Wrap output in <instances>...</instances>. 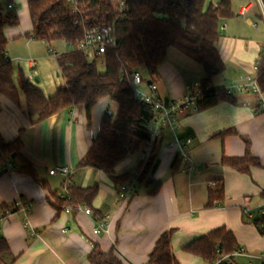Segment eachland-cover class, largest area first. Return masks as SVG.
I'll list each match as a JSON object with an SVG mask.
<instances>
[{"label": "crops", "instance_id": "crops-1", "mask_svg": "<svg viewBox=\"0 0 264 264\" xmlns=\"http://www.w3.org/2000/svg\"><path fill=\"white\" fill-rule=\"evenodd\" d=\"M210 1L216 5L218 0ZM10 3L15 5L14 9L8 7ZM257 3L258 0H232L234 16L222 20L217 43L225 70L213 79V87L227 89L231 83L234 86L245 82L247 76L258 79L259 72L254 67L260 68L264 60V19ZM246 5L249 7L246 16H240L241 7ZM12 10H16L20 20L19 25L5 29L6 56L12 63L23 59L21 52L25 49L31 53L38 44L47 45L48 52L52 49L56 58L68 50L65 41L49 45L27 37L32 31L27 0H0V11ZM53 44L64 51L58 53ZM45 55L37 58L44 59ZM36 62L35 79L40 82L37 59ZM28 65L29 72L19 69L25 76L32 71L30 60ZM58 75L62 77L61 73ZM205 77L202 64L171 47L153 82L162 98L173 101L181 99L189 88H200ZM16 83L19 85L20 79ZM231 96L232 100L180 114L179 127L161 135L156 170L138 182L132 197L120 201L119 186L106 171L80 166L105 112L110 110L114 114L116 103L104 97L91 108L90 117L85 106H77L38 121L30 117L21 88L18 101L0 93V134L6 142L21 141L20 155L35 172V177L23 172L21 161L13 156L12 160L5 156L0 159V232L16 258L14 264H91L88 257L96 244L105 252L115 245L124 264H147L158 239L172 229L175 233L171 246L180 264H209L185 252L183 247L221 227L232 231L246 252L264 253V233L253 223L255 218L264 216V91H238L233 87ZM224 131L230 132L222 136L220 133ZM189 137L195 170L174 172L178 142ZM248 141L253 157L259 162L251 166L249 173L221 163L224 155L244 157ZM141 159V153L124 159L116 166L115 174L128 173L129 180L135 178ZM9 164L11 168H7ZM58 165L71 167L68 178L50 175V169ZM214 180L221 182L225 198L223 202L214 200L209 206L210 191L216 190L210 186ZM95 185L98 193L92 210L95 215L109 217L107 230L100 234L94 233L96 223L92 215L77 210L66 212L68 205H60L68 186ZM19 197L33 202L31 213L15 211L2 215V206L7 207L6 213ZM65 228L68 231L63 232ZM32 230L37 233L33 237ZM252 261L240 256L231 264Z\"/></svg>", "mask_w": 264, "mask_h": 264}, {"label": "trees", "instance_id": "trees-1", "mask_svg": "<svg viewBox=\"0 0 264 264\" xmlns=\"http://www.w3.org/2000/svg\"><path fill=\"white\" fill-rule=\"evenodd\" d=\"M32 22L30 40L49 45L65 41L71 48L57 58L60 73L65 81L53 96H46L19 71L20 84L14 80V66L6 56L8 41L7 26L20 23L16 10L0 11V93L18 101L19 90L24 92L27 111L38 121L68 108L85 106L88 117L91 108L102 98L109 97L116 103V112L107 110L101 126L88 153L80 166L106 171L116 185L129 180V174L116 175L115 168L124 159L143 154L149 147L148 160L141 159L139 182L158 166L161 136L152 141L150 125L155 117L151 105L137 97L133 86V74L144 68L147 83L158 71L166 58L168 49L173 47L203 65L206 77L201 81L202 99L198 110L211 107L222 100H232L225 88L213 87V79L225 70V63L217 43L220 38L222 20L234 16L232 0H27ZM125 2L123 12L120 3ZM97 26H112L115 29L116 44L107 47L105 55L91 59L78 49L86 33ZM105 63V72L99 69V62ZM145 77V75H144ZM258 84L264 91V60L259 68ZM1 111V102H0ZM230 131L220 133L222 136ZM151 142V144H150ZM21 141H4L0 134V159L21 161V170L35 177L32 165L20 155ZM182 157L178 154L174 172L183 170ZM221 163L240 172L249 173L252 165H258L247 142L244 157L223 156ZM1 173V172H0ZM66 197L61 206L83 204L91 209L98 193L93 187H67ZM222 186L210 191L209 206L214 200L223 202ZM2 206V215L5 214ZM264 216L255 218L253 223L261 233ZM175 230L164 232L158 239L147 264H180L176 259L171 241ZM240 248L234 233L225 227L217 228L186 244L185 252L214 263L224 254ZM15 257L5 237L0 232V264H14ZM91 264H124L116 246L105 252L96 244L88 257Z\"/></svg>", "mask_w": 264, "mask_h": 264}, {"label": "built area", "instance_id": "built-area-1", "mask_svg": "<svg viewBox=\"0 0 264 264\" xmlns=\"http://www.w3.org/2000/svg\"><path fill=\"white\" fill-rule=\"evenodd\" d=\"M261 15L264 19V0H258ZM10 9H14L15 5L13 3L8 4ZM125 9V2L122 1L119 5V11L123 12ZM249 7L243 6L240 9L239 15L246 16ZM116 44V37H115V29L112 26H97L93 29L89 30L84 39L78 45V49L84 51L88 57L91 59L96 57H103L106 53L107 47ZM69 49L71 48L70 45ZM53 52V50H50ZM36 59H30V66L32 71L28 75L29 80H34L38 73L36 70ZM255 72H259V66L255 65L254 67ZM245 82L230 86L226 89V92L231 95L233 87H235L238 91H248V90H256L257 92L261 91L258 79L252 76H247ZM133 86L135 88V92L137 97H139L142 101L146 104L151 105L155 117L150 125V131L152 133V141L160 137L164 131L166 130H175L179 127V115L182 113H186L193 109H198V105L202 99V90L200 88L192 89L189 88L187 93L179 100L169 101L166 105L165 99L162 98L158 93V85L155 82L147 83L144 75L136 71L133 74ZM147 88V89H146ZM111 114L112 111L109 110ZM192 139L189 137L186 140L179 141V155L182 157L184 161L183 171L187 173H192L195 170V162L192 158L191 150H190V143ZM151 144V142H150ZM149 158V147H147L146 151L142 154L143 160H148ZM12 164H9L7 168H11ZM72 172L70 166H62L58 165L52 169H50V175H62L65 178H68ZM139 174L132 178L122 185L119 186L118 197L120 201H125L128 198L132 197L136 192L138 186ZM210 186L212 188H217L221 186V182L214 180L210 182ZM66 197V194L63 195ZM33 209V202L30 200H26L22 197H19L12 205L11 209H8L5 214H10L15 211H20L25 214L31 213ZM72 210H77L83 212L87 215H92L93 219L95 220L96 226L94 228L95 234H100L105 232L108 228V216L101 217L99 215H95L93 210L83 204H76V205H68L65 208L66 212H71ZM250 212V211H249ZM2 217H0L1 219ZM261 228L264 229V222L261 223ZM68 231V228L63 229V232ZM37 233L35 231H30V236L33 237ZM240 256H247L253 259L250 264H261V261H264V253L259 255H253L246 252L243 248H238L234 250L232 253L224 254L219 257L214 263L209 264H231L234 263ZM261 262V263H260Z\"/></svg>", "mask_w": 264, "mask_h": 264}, {"label": "rangeland", "instance_id": "rangeland-1", "mask_svg": "<svg viewBox=\"0 0 264 264\" xmlns=\"http://www.w3.org/2000/svg\"><path fill=\"white\" fill-rule=\"evenodd\" d=\"M257 4H259V3H257ZM258 9H259V6H258ZM38 45L39 46H35L33 48L31 53L30 52L28 53L27 49H25V51L21 52V54H22L21 57L23 59L13 60L12 64L14 66V71H15L14 72V79L16 82L19 81V69L20 68L24 69L26 72H29L28 60H30L31 58H35L38 60V70H39V73H41V75L39 77L40 82H37L36 79H34V80H31V83H33V85H35L38 89L42 90L46 96H48V97L53 96L59 87L65 86V81L62 77H60L58 75L60 73V71L58 69V64L56 61L57 58H56L55 54L53 52L52 53L48 52V46L47 45H45V46L40 45V44H38ZM66 47L69 50V46L67 44H66ZM66 47H65V49H66ZM52 48L59 51L58 53H61L64 51V48L57 47L56 44H53ZM44 54H46L44 56L45 57L44 59H38L37 58L38 55H44ZM99 69L101 72H105V63L102 60L99 62ZM140 72L145 76L147 75V72L144 68H140ZM27 75L28 74H26V76ZM231 85H232V83L229 86H231ZM136 156H137V154L135 155V157Z\"/></svg>", "mask_w": 264, "mask_h": 264}, {"label": "water", "instance_id": "water-1", "mask_svg": "<svg viewBox=\"0 0 264 264\" xmlns=\"http://www.w3.org/2000/svg\"><path fill=\"white\" fill-rule=\"evenodd\" d=\"M150 82H152V81H150ZM165 103H166V105L169 103V99L168 98H166L165 99ZM15 155H13V157H14Z\"/></svg>", "mask_w": 264, "mask_h": 264}]
</instances>
